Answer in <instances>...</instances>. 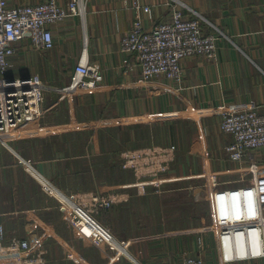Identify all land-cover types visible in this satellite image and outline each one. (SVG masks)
<instances>
[{
	"label": "crops",
	"instance_id": "obj_1",
	"mask_svg": "<svg viewBox=\"0 0 264 264\" xmlns=\"http://www.w3.org/2000/svg\"><path fill=\"white\" fill-rule=\"evenodd\" d=\"M43 1L8 3L21 7ZM127 1L90 0L85 30L79 17H71L51 27L52 50L35 51L24 40L11 59L14 76L38 75L55 88L70 84L85 48L89 62L102 72L95 93H46L26 138L0 147V222L34 248H47L48 264H92L94 258L99 264H181L195 251V238L191 244L182 236L134 240L181 229H172L173 203L182 205L183 197L187 202V189L205 170L218 174L222 189L242 186L250 177L248 163L233 162L226 152L233 138L221 131V117L200 111L243 106L264 113V0H178L204 19L206 32L224 34L216 62H182L181 86L165 78L141 82L136 59L120 51L135 20ZM169 1L142 0L150 7L146 26L171 19ZM68 127L73 129L51 132ZM172 144L179 148L173 169L161 176L159 188L149 185L147 194L139 195L120 153ZM257 158L264 165V150ZM44 180L69 195L94 189L129 193V202L100 217L119 245L84 250L59 201L44 190Z\"/></svg>",
	"mask_w": 264,
	"mask_h": 264
},
{
	"label": "built area",
	"instance_id": "obj_2",
	"mask_svg": "<svg viewBox=\"0 0 264 264\" xmlns=\"http://www.w3.org/2000/svg\"><path fill=\"white\" fill-rule=\"evenodd\" d=\"M89 1L67 0L66 5H62L60 0H45L35 5L11 7L8 0H0V147L6 148L13 141L26 138L28 126L41 114L46 93L66 97L100 90L102 72L99 65L89 62L86 48L84 58L65 88L46 84L38 75L17 77L12 73L11 59L18 54L20 42L29 40L35 51L52 50L51 27L74 16L81 19L85 30ZM125 5L134 12L135 20L121 39L120 51L136 59L141 68V82L165 78L181 86L185 77L182 65L185 59L201 58L207 63L217 61L224 34L206 32L204 19L178 0L167 3L171 9L169 21L149 27L144 19V15L150 13L149 6L143 5L142 0L127 1ZM203 112L221 117V131L233 138L226 152L231 161L248 163L246 173L250 175L249 180H242V186L222 189L218 174L205 170L200 175L203 184L197 188V194L199 191L208 201L213 224L172 230L134 242L193 235L196 249L181 264H258L264 261V165L257 158V153L264 150V113L243 106L210 108L200 114ZM71 129L51 131L59 133ZM178 152L175 144L151 145L124 149L120 157L123 168L134 174L138 194L144 196L149 185L158 188L162 185L161 176L173 169ZM42 186L47 194L57 198L68 227L84 249L106 245L116 247L117 243L99 216L116 205L129 202V193L118 189H94L69 195L60 192L47 180ZM3 215L0 208V218ZM210 253L212 255H208ZM48 262L47 248H34L29 240L9 234L0 222V264Z\"/></svg>",
	"mask_w": 264,
	"mask_h": 264
},
{
	"label": "rangeland",
	"instance_id": "obj_3",
	"mask_svg": "<svg viewBox=\"0 0 264 264\" xmlns=\"http://www.w3.org/2000/svg\"><path fill=\"white\" fill-rule=\"evenodd\" d=\"M14 71L15 69L12 70L13 73ZM194 180H195L194 182L195 184L187 189L188 192L187 202H185L184 199L185 197H183L182 205H179L178 201H174L173 203L174 210H173V219L171 224L172 229L181 228L182 230H185L206 224L207 225L213 224L211 217V210L208 201L206 200L205 196L199 194V191L197 194V188H199L203 184V179L196 178ZM100 217L101 215L99 216V220ZM209 237L211 239L212 236L210 235ZM188 239H190V244H191L192 240H194V236L191 235L190 237H188ZM190 247H192V245ZM208 255H212V254L210 253ZM91 263L99 264L98 260L95 258L91 260ZM82 264H85V261ZM101 264H106V262Z\"/></svg>",
	"mask_w": 264,
	"mask_h": 264
},
{
	"label": "trees",
	"instance_id": "obj_4",
	"mask_svg": "<svg viewBox=\"0 0 264 264\" xmlns=\"http://www.w3.org/2000/svg\"><path fill=\"white\" fill-rule=\"evenodd\" d=\"M120 154H121V153H120ZM102 214H103V213H102ZM102 214H101V215H102ZM84 250H87V249H84ZM88 250H92V249H88Z\"/></svg>",
	"mask_w": 264,
	"mask_h": 264
}]
</instances>
